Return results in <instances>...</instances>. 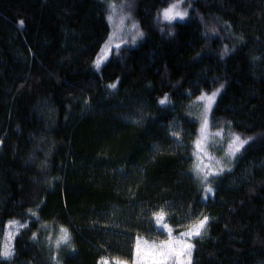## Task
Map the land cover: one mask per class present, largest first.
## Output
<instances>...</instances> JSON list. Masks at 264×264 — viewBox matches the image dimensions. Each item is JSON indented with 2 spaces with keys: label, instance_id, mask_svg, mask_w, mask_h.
<instances>
[{
  "label": "trees",
  "instance_id": "obj_1",
  "mask_svg": "<svg viewBox=\"0 0 264 264\" xmlns=\"http://www.w3.org/2000/svg\"><path fill=\"white\" fill-rule=\"evenodd\" d=\"M174 3L0 0V264H136L161 209L176 233L209 218L191 264H264V0H182L187 19L164 20ZM121 13L143 36L116 48ZM217 89L208 134L252 139L198 161V97Z\"/></svg>",
  "mask_w": 264,
  "mask_h": 264
},
{
  "label": "snow or ice",
  "instance_id": "obj_2",
  "mask_svg": "<svg viewBox=\"0 0 264 264\" xmlns=\"http://www.w3.org/2000/svg\"><path fill=\"white\" fill-rule=\"evenodd\" d=\"M180 2H182V0H180ZM109 7H110L111 11H110V14L108 16V20H109V22H112L113 21V16L116 14V5H110ZM122 7L123 6H121V8ZM178 9H179V3L172 4L170 7H168L167 9H165L163 11L164 19L169 21V22H171L176 17H179V19L183 20L185 18V16L187 15V11L185 10V11L181 12ZM126 18H130V17H125L121 13L120 18H119V22H120L121 26H123L124 20ZM20 24H21V26H23V21H20ZM132 28L136 29V31L134 33H132V43L134 44L138 37H142L143 36V33L139 31V26L135 22L132 23ZM129 31L131 32V29ZM210 31L215 33L216 29L212 28V29H210ZM114 35H115V33H114ZM111 44H112V37H109V41H108V44L105 45V49H108L109 45H111ZM119 47H120V45L116 44V48H119ZM102 52H104V50H102ZM227 53H228V48H227V46H225L223 54L226 55ZM105 56H106V53L104 55H102L101 57H98V59H97V61L95 63V66H96L97 70H99L100 64L102 63V60L105 58ZM109 87L110 88H115L116 85L115 84H111V85H109ZM222 88H223V85H220V89H222ZM220 89H217L216 91L212 92L210 95L202 94L200 97H198V99L200 101H206V104L204 105L203 120H202L201 128H200V137L195 141V147L197 149V152L194 153V155H196V158H197L198 161L201 160V156L199 155V153L203 152V154L205 156L208 155L207 152L203 151L202 145L208 139V131H207L208 127H209L208 114L211 112L212 106L215 103L216 97L219 94ZM167 102H169L167 96H165L163 99H161L159 101V103L162 104V105L167 103ZM173 135H176L177 138H179V135L175 131V129H173ZM213 135L216 136V137H221L222 136V130L216 131ZM250 139H252V138L251 137H247V138L241 139V137L239 135L232 134V140H231V142L228 145V150H227L226 155H228L229 157L234 158L235 154L237 152H239L240 149L243 148L244 145L247 144ZM210 159H212V158L210 157ZM215 163L219 167L216 170L210 169L206 174L203 175V181H207L208 182V184L205 187V192L206 193H211L212 192V188L210 186L212 182L208 181L209 175H219L220 172L224 171V167L221 166V161L220 160H216ZM205 167L207 168L208 165H205ZM195 170L197 172L198 178H199V175L204 172V169L201 168L199 163L195 165ZM205 198H207V197H205ZM29 212L33 216L36 215V213L32 209H29ZM153 217L155 219L156 224L158 226L162 227L163 229L167 230L168 231V235H169V239L167 241L162 242L159 246H156V247H159V248L163 249V248L168 247L169 245H172L173 242H174L173 239H172V230H171V228H169L168 224L164 222V218H165L164 210L161 209L160 211L153 213ZM207 221H208V217L205 216L202 220H198L196 223H194L191 226V228H190V230L188 232L182 233L181 235L182 236H192V235L199 236L201 234V230L207 224ZM9 225H10V227L17 228V230H18V228L27 227V224H20L19 221H16V220L10 221ZM12 238H13V233L9 232L7 237H6V242H5L4 246H3V251L0 252V255H2L5 258H9L13 254L12 253V247H11ZM32 238H33V240L36 239V234L35 233H33ZM70 239H71V236L69 234L68 229L64 228V227H61L60 228V235L55 240V246L57 248H59V246L61 244H68ZM139 243H140V241L138 239V241H137V245L138 246H139ZM143 243L147 244V241H144ZM175 243L183 245V247L181 248V252L183 251V248H189L190 249L192 247L191 244H183V242L180 241V240H176ZM171 250L172 249H169V251H171ZM179 255H180V252H177V256H179ZM103 264H108V262L104 261ZM116 264H120V262L117 261Z\"/></svg>",
  "mask_w": 264,
  "mask_h": 264
},
{
  "label": "rangeland",
  "instance_id": "obj_3",
  "mask_svg": "<svg viewBox=\"0 0 264 264\" xmlns=\"http://www.w3.org/2000/svg\"><path fill=\"white\" fill-rule=\"evenodd\" d=\"M181 3L182 2L179 3V9L178 10L183 12L185 10H184L183 6L181 5ZM174 4H176V3H174ZM162 18L164 19L163 13H162ZM175 19L181 20V19H179V17H176ZM186 19H187V15L185 16L183 21H185ZM115 20H116V37H115L116 42L118 44L123 43L129 37L130 43H132V33H134L136 31V29L132 28L133 22L129 21V19L126 18L124 20L123 26H121L120 22H119V18L115 17ZM130 29H131V32L129 31ZM127 43L128 42H126L125 44H127ZM205 104H206V101H205ZM229 143H228V145H229ZM219 144H220V142H219L218 138L211 137L210 134H208V139H207V141L204 142V144L202 145V148H203L204 152L212 153L213 156H215L218 153V148H219L221 153H227L228 148H223L222 146L219 147ZM201 153H203V152H201ZM207 158L210 159V156L207 155ZM223 158L227 159L228 155L224 154ZM213 168L217 169L218 166L214 163ZM164 222L167 223L169 228H171V230H172V239L174 241L173 244L169 245L168 247L163 248V249L156 247V246H159L162 242L167 241L169 239L168 231L157 225V227L160 231V234L163 235L162 237L160 236V238H148V237L138 238L140 243H139V246L136 244V250H135L136 264H191V261L193 258L192 247L190 249L189 248H183V251L181 252V248L183 247V245L182 244H176L175 241L180 240L183 242V244H191L192 245V241L194 240V238L199 237L203 233V231H205V229L207 228V225L209 223V218H208L207 224L201 230V234L199 236H197V235L182 236L181 235L182 233L188 232L191 227L186 231L176 233L175 229L170 225L169 219H168L166 214H165ZM9 232L13 233V231H11V230H9ZM13 236H14V233H13ZM13 239H14V237L11 240V245H12ZM138 239H137V241H138ZM144 241H147V244L143 243ZM61 245H64V244H61ZM169 249H172V250L169 251ZM177 252H180L179 256H177ZM104 261H107L108 264H116L117 261H119L120 264H130V263L122 261L120 259H115V258H111V257L103 258L101 260L100 264H103Z\"/></svg>",
  "mask_w": 264,
  "mask_h": 264
}]
</instances>
